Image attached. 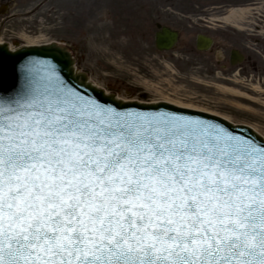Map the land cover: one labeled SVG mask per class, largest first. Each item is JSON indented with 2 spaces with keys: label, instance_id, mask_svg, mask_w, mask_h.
Instances as JSON below:
<instances>
[{
  "label": "snow or ice",
  "instance_id": "obj_1",
  "mask_svg": "<svg viewBox=\"0 0 264 264\" xmlns=\"http://www.w3.org/2000/svg\"><path fill=\"white\" fill-rule=\"evenodd\" d=\"M0 264H264V145L66 89L0 98Z\"/></svg>",
  "mask_w": 264,
  "mask_h": 264
},
{
  "label": "rangeland",
  "instance_id": "obj_2",
  "mask_svg": "<svg viewBox=\"0 0 264 264\" xmlns=\"http://www.w3.org/2000/svg\"><path fill=\"white\" fill-rule=\"evenodd\" d=\"M221 2L0 0L5 11L0 15V41L12 48L29 41L66 43L73 47L78 70L122 100L172 101L248 125L264 136V100L216 61V47L229 29L214 21ZM157 24L179 31L172 51L154 49ZM200 33L214 38L212 51L195 53L194 39ZM237 91L258 99L240 98Z\"/></svg>",
  "mask_w": 264,
  "mask_h": 264
},
{
  "label": "water",
  "instance_id": "obj_3",
  "mask_svg": "<svg viewBox=\"0 0 264 264\" xmlns=\"http://www.w3.org/2000/svg\"><path fill=\"white\" fill-rule=\"evenodd\" d=\"M175 41L176 33L164 27L155 36V45L160 50L170 49ZM209 44L208 39L199 37L197 40L199 49H205ZM71 49L73 50V47ZM29 89L71 90L85 100H95L120 113L167 116L190 121L203 124L213 130H222L236 137L251 139L258 145H264V140L246 127L232 126L222 119L185 110L188 108L179 109L165 104L122 103L112 96H105L102 91L87 82L86 75L73 70L71 53L64 46L52 43L40 47H22L12 52L5 44L0 45V98L15 97L18 93Z\"/></svg>",
  "mask_w": 264,
  "mask_h": 264
},
{
  "label": "flooded vegetation",
  "instance_id": "obj_4",
  "mask_svg": "<svg viewBox=\"0 0 264 264\" xmlns=\"http://www.w3.org/2000/svg\"><path fill=\"white\" fill-rule=\"evenodd\" d=\"M253 27L252 37L248 46L246 42L235 36L225 35L220 47L221 57L219 63L226 67L231 66L230 52L232 49L237 50L243 57L240 63H236V76L241 81L249 82L251 89L261 94L264 100V21L259 20ZM248 77V78H247Z\"/></svg>",
  "mask_w": 264,
  "mask_h": 264
},
{
  "label": "bare ground",
  "instance_id": "obj_5",
  "mask_svg": "<svg viewBox=\"0 0 264 264\" xmlns=\"http://www.w3.org/2000/svg\"><path fill=\"white\" fill-rule=\"evenodd\" d=\"M257 10H258L257 8H250V9H241L240 8L239 9V8H236V7L230 8L228 10L223 9V10H220V12H223L222 14H224V15L219 18V21H223L225 23H231V24H238V23L242 22L244 19L250 18L253 15V11H257ZM217 12H219V9H217ZM214 21H217V17L214 18ZM28 43H29L28 45H34L33 41L32 42L29 41ZM142 85H144L145 87L147 86L146 83H143ZM174 93H177V92L174 91ZM158 101L168 102L169 104L175 105L176 107H179V108H188L190 110L199 111V109H196V108H193V107H190V106H187V105H182V104H179V103H174L172 101H166V100H158ZM200 111H202V110H200ZM202 112H206V111H202ZM207 113L210 114L211 112H207ZM211 114L213 115V113H211ZM253 130H255V129H253Z\"/></svg>",
  "mask_w": 264,
  "mask_h": 264
}]
</instances>
